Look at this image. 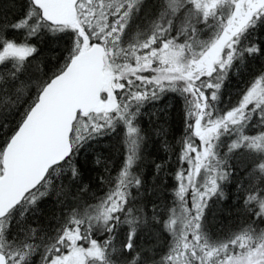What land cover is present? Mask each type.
Returning <instances> with one entry per match:
<instances>
[{"label": "snow or ice", "instance_id": "1", "mask_svg": "<svg viewBox=\"0 0 264 264\" xmlns=\"http://www.w3.org/2000/svg\"><path fill=\"white\" fill-rule=\"evenodd\" d=\"M0 264H264V0H0Z\"/></svg>", "mask_w": 264, "mask_h": 264}]
</instances>
